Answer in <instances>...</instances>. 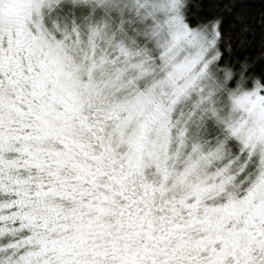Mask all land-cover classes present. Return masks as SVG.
<instances>
[{
  "label": "snow or ice",
  "instance_id": "6c2138e0",
  "mask_svg": "<svg viewBox=\"0 0 264 264\" xmlns=\"http://www.w3.org/2000/svg\"><path fill=\"white\" fill-rule=\"evenodd\" d=\"M256 6L0 0V264H264Z\"/></svg>",
  "mask_w": 264,
  "mask_h": 264
},
{
  "label": "trees",
  "instance_id": "16d2710c",
  "mask_svg": "<svg viewBox=\"0 0 264 264\" xmlns=\"http://www.w3.org/2000/svg\"><path fill=\"white\" fill-rule=\"evenodd\" d=\"M253 3H255L257 6L255 8L250 9V15L256 19V21H259L260 18V6H259V0H253ZM260 35L259 32L257 33V35L255 36L254 40H255V44L258 46L259 42H260Z\"/></svg>",
  "mask_w": 264,
  "mask_h": 264
}]
</instances>
